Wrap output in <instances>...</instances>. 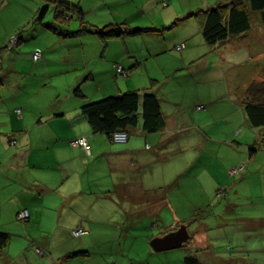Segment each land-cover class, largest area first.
I'll use <instances>...</instances> for the list:
<instances>
[{
  "label": "crops",
  "instance_id": "crops-1",
  "mask_svg": "<svg viewBox=\"0 0 264 264\" xmlns=\"http://www.w3.org/2000/svg\"><path fill=\"white\" fill-rule=\"evenodd\" d=\"M56 1L69 0H0V23L12 20L23 26L16 49L8 45L16 30L0 32V55L9 49L13 57L5 70L7 95L0 90V106L7 109L0 110V115L6 114L0 116V232L9 235L0 245V264H89V259L106 255L112 264L120 259V264L140 262L144 255L121 250L122 240L150 242L154 237L146 235L148 230L164 232L157 237L175 230L174 224L188 228L210 201L211 211L204 215L213 214L217 226L229 227L240 237L262 228L264 239V216L256 212L264 196L253 193L255 186L264 184L263 161L258 158L264 151V126L252 127L243 106L247 87L264 81L261 12L250 10L248 31L213 46L200 34L201 18L190 30L194 14L187 10L144 23L141 28L149 31L143 34L102 41L93 33H72L79 29V24H68L73 17L57 22ZM154 3L161 6L164 1ZM16 6L15 14H5ZM43 7L46 14L36 22ZM254 13H259L256 25ZM124 20L127 24L129 19ZM191 33L199 36L196 43ZM35 51L42 54L38 61L32 59ZM90 54L103 59L104 65L89 68ZM24 57L31 59L30 65ZM115 65H121L130 79L120 80ZM76 87L83 97L74 94ZM127 91L156 95L163 128L147 134L139 125L124 143L93 133L81 106ZM225 99L228 112L222 115L217 107ZM198 105L203 108L197 110ZM77 137L88 139L89 154L70 145ZM233 169L238 172L230 175ZM246 187L248 195L243 193ZM221 191L232 197H218ZM243 205L259 216L240 211ZM21 210L28 211L26 221L17 219ZM166 210L174 224L169 225ZM196 223L210 228L205 217ZM80 228L87 233L74 236L73 230ZM228 240L236 242L233 236ZM226 241L203 235L205 248H220ZM261 249L258 260L249 261L245 253L250 251L230 260L264 264V240ZM76 251L84 254L63 260ZM193 255L202 264H217L213 259L220 258L198 251Z\"/></svg>",
  "mask_w": 264,
  "mask_h": 264
},
{
  "label": "rangeland",
  "instance_id": "rangeland-1",
  "mask_svg": "<svg viewBox=\"0 0 264 264\" xmlns=\"http://www.w3.org/2000/svg\"><path fill=\"white\" fill-rule=\"evenodd\" d=\"M81 1L83 2L84 10L87 12V14H89L87 17H86V14H84L85 15L84 20L87 23H89L95 27L100 28V27H103V26L108 25V24H123V21H125L124 19L128 18L129 20L126 22L128 25L124 24L123 27L125 26V27H128L130 29H137V28H141V26H144V23L146 25V23L153 22V19L155 22L157 20L161 21V19L169 17L173 12H177L178 10L179 11H181V10L186 11L187 10V11L192 12L194 14L193 19L189 23V28H190V30H192V28L197 25V21L200 18L202 19L203 13L207 11V8L209 6L215 7L214 5L216 3H218L217 5H219V4L223 5V4L230 3L234 0H163L164 3L161 6L160 5L158 6V4L156 5V3H154L155 0H80V2ZM245 1H248V0H245ZM68 3H70L71 5H74V6H79L78 0H69ZM30 4H33V3L30 2ZM169 4H170V6L167 8L166 5H169ZM30 7H33V5H30ZM79 7H81V5ZM154 8H156V10L160 11L159 14L156 13ZM17 9H18L17 6L16 7H10L6 10L5 14H15L14 12H16ZM8 11H12V12L8 13ZM85 11H84V13H85ZM155 14H157V15H155ZM258 14L259 13H254L252 16V19H253L252 23H254V25H256L255 20H256V15H258ZM8 19H11V17H9ZM11 21L7 22V23H0V32H4V30H7V31L16 30L14 32V34L12 36H10L8 45L10 44L11 40L14 37H16L18 40L17 34L22 32V30H23V26L21 27V26H19L20 25L19 23L11 22ZM69 23H72V25L73 24L74 25L79 24V21L77 20V15H75L72 19H70L68 21V24ZM27 28H30V25H28ZM142 29H145V28H142ZM74 30H77V28ZM74 30H72V31H74ZM144 32H146V30H144ZM142 34H143V31H142ZM200 34L202 35L201 31H200ZM94 36H95V34H94ZM149 36L150 35H142V38L146 39ZM151 36H152L151 38H158V37H154V35H151ZM170 36L174 37L175 35L171 34ZM198 38H199V36L197 34L191 33V39H192L191 42L196 43ZM115 42H119V40H117ZM14 46L16 47L17 45H14ZM18 47H20V45ZM9 48H11V47H9ZM89 48H91L90 44H89ZM195 49H197V46H195ZM9 51L10 50L8 49L0 55V63L2 62V64H3V68H2V65H0V82L1 83L3 82L2 83L3 87L0 90L2 92V95H4V96L7 95V91H6V87H5L6 86L5 84L7 81L5 79V70L7 69L8 65L11 63V59L13 58V57H10V54H8ZM197 51L198 50H195V52H197ZM30 53H32V52H30ZM200 53L201 52H198L196 54H200ZM173 56L174 57L172 58V61L175 62L176 61V58H175L176 53H174ZM201 57H203V56H201ZM159 58H162V57L159 56ZM23 61L26 65H30L31 59L28 60V59H26V57H24ZM193 64L194 63H192V65ZM103 65H104L103 59H100L99 57H95V55L94 56H92L91 54L89 55V68L101 67ZM51 67H52V65H51ZM125 73H127V72L125 71ZM176 73H180V72L177 71ZM181 74H183V73H181ZM184 74L187 75L188 71H186ZM118 78L124 82L125 80H129L130 76L128 77V76L121 74L118 76ZM185 86H186V83H185ZM185 86H183V89L185 88ZM122 93H124V92H122ZM220 104H221V106H220ZM227 105H229L228 99L220 100L218 102V107H217L218 112H221L220 114L225 115L224 113L228 112ZM0 110L4 111V112L7 111L5 106L4 107L0 106ZM1 115H6V114L2 113ZM189 153L192 154V152H189ZM258 158L261 159L263 161V164H264V151H261L258 154ZM263 164H262V166H264ZM237 172H238V170H237ZM245 173H247V172L245 171ZM240 184H242V183H240ZM246 184L247 183L245 182V186H246ZM263 185L264 184H262V188H263ZM262 188L259 185L255 186L253 188V193H257V194H260L261 196L262 195L264 196V194H263L264 188L263 189ZM222 189H224V187ZM222 193H223V191L219 192L218 197H220V195ZM243 193L245 195H248L250 193V190L246 187L243 189ZM224 195H225V191L221 195L220 198L224 197L226 200L227 198L232 197L229 192H227V194L225 196ZM245 195H242L241 197H243ZM224 201H222V202H224ZM236 202H238L240 204L241 202L243 203L244 201L241 199H238V200L236 199ZM210 203H209L208 207L213 206V204H212L213 202L210 201ZM219 205L220 204H217L216 206L219 207ZM208 207L205 209L206 212L199 213L197 216L194 217L195 218L194 222L187 224L188 225L187 229L191 235V238L187 242H185L183 244V246L180 248L172 249V250H168V251H162V252H155L150 247L149 240L140 239V240L136 241L135 243L132 241L125 242L122 240L121 241L122 246L120 247V249L125 251V252H128L129 250L136 252L139 250L140 253L142 255H144L140 262H135V263H131V264H183L182 260L185 256V254L188 253V251H190V253H193V254H194V251L195 252L198 251L199 254H201V255H209V256H213L214 254H217V257H220V258L223 257L225 259V260H222L220 258H217V260L213 259V261H215L217 264H232V261L230 259L237 258L239 255L244 253V251H250V252L245 253V254H249L251 256V258H249V261L252 262V259L258 260L257 257H259V254L263 253V251L261 249V242L264 239L261 238V236H260V234L263 232V229L262 228L259 230L256 229L253 232V234L248 235L246 237L244 235H243V237H240L235 232H231L229 227L227 229H225L226 227L217 226V224H215V222H213V218L215 217V216H213V214L212 215H209V214L204 215L205 213H209V211H211V210H209ZM239 208H240V211H242V212L246 211L248 213L249 212L253 213L250 206L243 205ZM166 212H168L167 220L169 221L168 222L169 225L174 224L175 223L174 216L171 213H169L170 211L166 210ZM256 212L258 214L264 216V203H260V205L258 207H256ZM256 212H254L253 214L255 216H259V215H256L257 214ZM200 217L201 218L205 217L210 222L209 230H204L203 229L204 226L202 227L196 223L199 219H201ZM172 227H174V229H177V226H175V224ZM228 231H230V232H228ZM224 232L226 235L223 234ZM142 233H144V231ZM160 233H164V232L159 231V230H148L146 232V235H148V237L152 238V237H156V235H160ZM203 235H206L208 240L213 239L215 241L216 240H219V241H222V240L226 241L227 240V241L225 242L224 246L220 247V248H219V245L216 246V247H218L216 249H213L211 247L205 248L207 246H205V242H203ZM229 236L231 238L233 236V241H236V242H232L231 240H228ZM242 238H243V240H242ZM244 243H247V246L238 247V246H242V244L245 245ZM115 259H117V258H115ZM94 260H97V262L99 264H112L111 262H113L110 255H106L103 258L102 257L100 258L99 256H95L94 259L93 258L89 259V264H95ZM121 260L122 259H120L117 264H120ZM123 261H125V259H123ZM246 261H248V259H246ZM255 263L259 264L258 262H255ZM125 264H129V263L126 262ZM238 264H242V263H238ZM250 264H252V263H250Z\"/></svg>",
  "mask_w": 264,
  "mask_h": 264
},
{
  "label": "trees",
  "instance_id": "trees-1",
  "mask_svg": "<svg viewBox=\"0 0 264 264\" xmlns=\"http://www.w3.org/2000/svg\"><path fill=\"white\" fill-rule=\"evenodd\" d=\"M250 10L261 12L264 24V0H234L227 4L216 5L204 12L202 16V35L205 42L211 46L222 44L228 38L248 31L251 24ZM46 11V7L41 8L35 21L41 22ZM66 15H70L69 18ZM75 15H77L79 21V29L72 33H93L102 41L136 35L144 30L149 31V29L142 28L130 29L123 27L124 24H108L100 28L95 27L84 20L83 10L79 6L71 5L66 1H56L54 19L57 22L65 23ZM153 31H156V29H153ZM74 94L83 97L79 87L75 88ZM243 104L250 125L252 127L264 126V81H254L247 87ZM81 112L86 117L93 133L106 135L110 139L111 134L117 131H123L129 137L130 130L136 129L139 125L140 129L147 134L156 133L164 126L160 104L153 92L127 91L122 94L104 97L84 104L81 106ZM255 150L257 149H253L252 152ZM80 229L73 230V235L75 231ZM86 233L85 231L84 234ZM8 240L9 235L0 232V245L4 246ZM82 254H84L83 251H76L65 256L63 260ZM183 264L202 263L195 255L188 253L183 258Z\"/></svg>",
  "mask_w": 264,
  "mask_h": 264
},
{
  "label": "built area",
  "instance_id": "built-area-1",
  "mask_svg": "<svg viewBox=\"0 0 264 264\" xmlns=\"http://www.w3.org/2000/svg\"><path fill=\"white\" fill-rule=\"evenodd\" d=\"M17 41H18L17 38L14 37L11 40L9 46L13 47L14 45L17 44ZM41 57H42V54L40 51H35L32 54L33 61H38L41 59ZM116 72L118 74L127 75V73H125L123 71V68L121 65H116ZM201 108H203V106H201V105L197 106V109H201ZM17 113L20 114V110H17ZM127 139H128V134L123 132V131H117V132H114L113 134H111V141L114 143H124L127 141ZM69 143L71 146H78V147L82 148L87 154H89V152H90V144H89L88 139L86 137H77V138L71 140ZM237 170L238 169L231 170L230 174L236 173ZM28 218H29V214H28L27 210H21L17 214V219L19 221H26ZM84 233H85V231L83 229H80V230L75 231L74 235L75 236H81ZM37 251L39 252V254H43L42 250L37 249Z\"/></svg>",
  "mask_w": 264,
  "mask_h": 264
},
{
  "label": "water",
  "instance_id": "water-1",
  "mask_svg": "<svg viewBox=\"0 0 264 264\" xmlns=\"http://www.w3.org/2000/svg\"><path fill=\"white\" fill-rule=\"evenodd\" d=\"M190 238L185 225H180L177 229L164 234L163 236H157L150 240L149 245L155 252L168 251L177 249L183 246Z\"/></svg>",
  "mask_w": 264,
  "mask_h": 264
},
{
  "label": "bare ground",
  "instance_id": "bare-ground-1",
  "mask_svg": "<svg viewBox=\"0 0 264 264\" xmlns=\"http://www.w3.org/2000/svg\"><path fill=\"white\" fill-rule=\"evenodd\" d=\"M175 47V46H174ZM183 47V46H182ZM176 50V49H175ZM179 50V49H178Z\"/></svg>",
  "mask_w": 264,
  "mask_h": 264
}]
</instances>
